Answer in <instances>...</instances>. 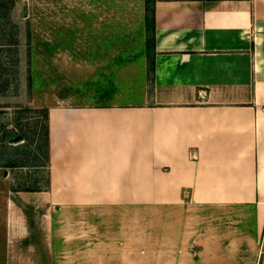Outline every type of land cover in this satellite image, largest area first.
Listing matches in <instances>:
<instances>
[{
    "label": "crops",
    "instance_id": "crops-1",
    "mask_svg": "<svg viewBox=\"0 0 264 264\" xmlns=\"http://www.w3.org/2000/svg\"><path fill=\"white\" fill-rule=\"evenodd\" d=\"M154 10L142 103L49 109L48 215L185 198L252 209L264 264V0H155ZM14 209L5 247L25 236Z\"/></svg>",
    "mask_w": 264,
    "mask_h": 264
},
{
    "label": "rangeland",
    "instance_id": "rangeland-1",
    "mask_svg": "<svg viewBox=\"0 0 264 264\" xmlns=\"http://www.w3.org/2000/svg\"><path fill=\"white\" fill-rule=\"evenodd\" d=\"M152 5L0 0V264H260L252 209H207L185 198L49 217L43 190H17L46 186L47 109L144 101L154 55ZM14 208L26 214L25 236L5 247Z\"/></svg>",
    "mask_w": 264,
    "mask_h": 264
},
{
    "label": "trees",
    "instance_id": "trees-1",
    "mask_svg": "<svg viewBox=\"0 0 264 264\" xmlns=\"http://www.w3.org/2000/svg\"><path fill=\"white\" fill-rule=\"evenodd\" d=\"M154 2L155 0H153V5H152V14H153V18H154V26H155V10H154ZM154 30H155V27H154ZM26 31H30L29 29V23L27 22V29ZM30 33V32H29ZM29 47H31V41L29 42ZM32 48V47H31ZM30 48V50H31ZM29 54L31 55L32 54V50L29 52ZM29 70L31 71V68H29ZM29 71V74H28V80H29V84H32L33 83V72H30ZM112 91L114 90H109V91H106L105 94H110ZM110 104H102L100 106H109ZM48 116H49V109L46 110V120H47V124L46 126L44 127V147H45V150H44V162L47 164L46 166L48 167V178H47V183H46V186L49 182V175H50V169H49V161H50V147H49V124H48ZM44 186L43 188L36 185L35 187H29V188H20V189H17V190H42V189H45Z\"/></svg>",
    "mask_w": 264,
    "mask_h": 264
}]
</instances>
